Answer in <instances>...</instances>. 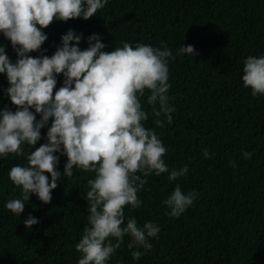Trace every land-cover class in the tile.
I'll return each instance as SVG.
<instances>
[{"label": "trees", "instance_id": "obj_1", "mask_svg": "<svg viewBox=\"0 0 264 264\" xmlns=\"http://www.w3.org/2000/svg\"><path fill=\"white\" fill-rule=\"evenodd\" d=\"M69 29L81 35V49L96 33L104 51L121 42L156 47L163 42L174 56L168 63L172 124L154 117L153 106L145 102L147 92L141 97L148 112L143 123L166 146L163 159L169 168L186 163L188 172L172 182L167 173L146 177L137 193L142 206L130 210L126 205L124 214L135 216L138 224L152 221L160 231L139 259L132 258L125 236L107 264H264V95L252 96L240 79L243 60L264 55V0H108L87 19L50 22L42 29L47 38L40 49L28 55L50 56ZM0 43L14 62L15 51L2 34ZM180 45H192L193 55H176ZM62 79L57 74L53 91ZM7 87L0 74V108L14 111L4 93ZM47 126L31 149L27 144L21 148L28 152L44 143ZM203 148L210 158L203 157ZM245 151L250 158H243ZM54 154L62 174L66 157ZM23 163V155L0 157V264H76L80 254L74 245L88 214L83 196L93 173L74 167L71 176L62 175L50 190L48 203L31 194L18 216L4 203L20 197L7 173ZM176 183L183 191L194 190L196 198L180 216L169 217L161 201ZM29 215L37 223L26 228L23 221Z\"/></svg>", "mask_w": 264, "mask_h": 264}, {"label": "clouds", "instance_id": "obj_2", "mask_svg": "<svg viewBox=\"0 0 264 264\" xmlns=\"http://www.w3.org/2000/svg\"><path fill=\"white\" fill-rule=\"evenodd\" d=\"M107 2L0 0V34L16 54L11 62L0 43V74L8 83L4 93L16 106L14 111L0 108V157L14 153L26 161L8 170V179L20 189V197L7 199L4 208L19 216L31 194L48 203L50 190L62 175L71 176L74 167L92 172L83 196L87 223L74 245L80 254L76 264H107L125 236L129 237L126 246L133 249L132 258L139 259L151 249L150 238L157 237L160 227L152 221L138 224L135 216H125V206L130 210L142 206L137 193L149 175L167 173L172 182L188 172L186 163L169 168L163 159L166 146L155 129L143 123L148 119L141 104L146 92L145 102L153 106L154 117L163 116L169 125L173 121L168 63L174 56L163 42L160 47L121 42L122 46L104 51L105 44L93 33L81 49V35L69 29L50 56L28 55L40 49L47 38L42 29L50 22L87 19ZM186 53L193 55L192 45L176 49V55ZM241 72L242 85L251 95H264V55L247 56ZM57 74L63 79L53 91ZM164 121L156 119L155 123L163 126ZM46 125L45 142L25 152L21 145L31 149ZM201 152L210 158L207 148ZM54 153L66 157L62 174L56 169ZM242 156L248 159L251 153L245 151ZM195 198L194 190L183 191L176 183L161 205L167 216L178 217ZM23 223L31 227L37 219L29 215Z\"/></svg>", "mask_w": 264, "mask_h": 264}]
</instances>
